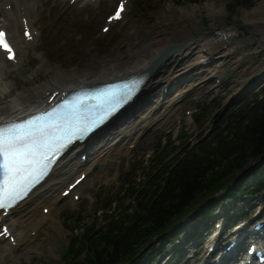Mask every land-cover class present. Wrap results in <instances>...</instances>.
Wrapping results in <instances>:
<instances>
[{"label": "bare ground", "instance_id": "6f19581e", "mask_svg": "<svg viewBox=\"0 0 264 264\" xmlns=\"http://www.w3.org/2000/svg\"><path fill=\"white\" fill-rule=\"evenodd\" d=\"M5 3L12 4V10H6L4 8ZM208 6V10L212 13L220 12L223 9L213 0L207 2V7ZM70 7V3L66 0H0V14L6 20L3 27L8 30L9 37L18 53V61L15 65L16 68L25 65L24 58L30 47H35L37 43L42 40L43 34L46 30H51L52 34L57 37L58 41L69 40L70 35L64 30V25L68 21L70 22L71 19L70 16L67 15L69 13L65 14L62 11L65 9L67 12H70ZM20 13H24L29 19L28 24L34 36L32 41H27L24 37V25L23 23H19L17 18ZM258 13L252 12V14H249V12H246L245 17L247 20H251L257 24L255 16ZM78 23H81V21ZM0 27H2V25H0ZM20 28H23V30H19ZM233 30V28H227L222 30L221 33H217L218 35H203L200 36V39L196 40H193L192 38L188 39L191 36L188 33H185L184 36H180L182 39L175 40V37L174 40L182 44L180 48H183L184 51L181 54H186L185 58H187V60L181 62L178 61V55H172L164 60L154 71L145 90L153 92L155 96L160 93L161 89H164L165 86L161 88V85L173 82L177 84L180 82L181 90H183V88L194 86L195 81L188 82L186 86L182 84L187 82L186 76L188 74L184 75L187 70L195 63L207 59V57L202 54L203 49L201 48L205 46V44H218L219 46H222L225 40L230 41L233 38ZM168 40V37L153 39V41L146 46L144 54L137 60L124 57L117 58L116 55H113L107 57V60L101 58L102 60L98 67H92L89 66V64H82L70 69H64L61 66L53 67L48 64L49 60L46 63V60L43 59L42 67H44V75L42 78L37 77L38 72H36V76L34 73L30 74L28 76V83L23 84L21 88L17 89V91L9 90L2 93V96L0 97V119L17 116L22 111L33 110L42 103H47V100L50 97V95H47L48 92L60 91V94L58 95L59 98L61 93L67 89V86L75 88L81 85H90L95 81L112 79L111 77H114L115 75L119 76L122 72L125 73L128 70H138L146 65L152 57L157 55L163 49ZM220 56L223 57V55ZM64 66L67 67L65 64ZM211 66L212 65L210 64L208 67ZM0 71L5 73V69L1 67V62ZM193 74H197V72L192 73L190 76ZM200 79L202 80V77ZM160 98L161 95L156 101H159ZM149 101L150 99L146 101L147 104ZM174 103V101H170L169 103H165L166 105L164 104L167 108L168 106L173 107L172 111H169V113L164 116L166 120L175 116L177 113ZM147 104L145 106H137L118 124L114 123L112 125L113 127L110 128L107 133L96 137V141V138H94L92 142L82 144L72 152L68 153L64 159L57 164L51 177L45 183L35 189L27 199L11 210L6 217H2V223L7 224L17 238L14 247L13 244L10 246L7 241H5V247H2L0 243V257L5 255L7 249H11L12 252L16 246H24V248L28 247V242L26 240L28 228L33 229L40 224L51 221L52 227L56 226L55 230L60 232V224L58 222L56 224L54 219H57L58 213L64 205L68 201H71V199H74L73 195L79 193L86 183H88V180H84L80 183L69 197H62L61 193L64 189L60 192H58V190L61 189L62 184L67 183L70 178L81 171L87 172L90 176L92 175L90 165L83 163L81 160V155L84 154L83 152L88 151L91 154L92 150L100 148L98 155L92 159L93 162H98L99 159L105 155L104 153L107 152L108 149H112L121 138L128 137L129 141H136L140 135V132L137 131L138 129L136 128L140 126L141 130H148L151 128V122L143 123V121L149 116L152 122L154 119L153 113H147L145 111ZM159 108H161V106L157 105L154 109L157 111ZM108 135L109 138H116L113 140V143L112 141L109 142V140L106 141L105 137ZM81 151L82 154L78 158V154ZM118 155L121 156L122 154L119 153ZM46 204H49L52 213L49 211L46 215L38 216L37 212L39 208L41 207L43 210L46 207ZM261 216L262 213L257 215V217ZM17 229H19V232ZM221 237V235L219 237L212 236V240L215 242ZM235 253L236 251H234V254ZM226 255H228V252H226ZM207 261H209V258ZM187 262L188 264H194L193 260ZM218 264H231V260L225 256Z\"/></svg>", "mask_w": 264, "mask_h": 264}, {"label": "rangeland", "instance_id": "374dc122", "mask_svg": "<svg viewBox=\"0 0 264 264\" xmlns=\"http://www.w3.org/2000/svg\"><path fill=\"white\" fill-rule=\"evenodd\" d=\"M159 1V0H157ZM209 0H199L198 3L194 2H187L183 0H163L161 3L157 4V9L154 12L153 15L149 14H143L141 10H136L137 17L135 18L138 23H140L141 27H148V28H156L159 27V24L155 25L153 23L147 22V17H150V19L154 18H160L161 21H164L166 23V28L168 32H173L175 34H178L179 28H185L187 30L191 27V32L193 37H199L200 32H207V33H213L216 30H223L226 27H235L238 29L237 34L234 36L235 41L233 44H231L228 47V50L230 51V58L227 60L226 65L221 69V74L224 77L225 83L223 92H221V96H210L205 94V88L198 89L196 91H190L187 94H184V97H181V100L178 104H176V107L179 108V106L182 105V113L184 114V110L187 108L188 110L194 111L197 104H202L205 102H210L215 98L219 101L223 106L227 105L226 102L230 99L231 93H236L239 90H242L243 94L244 92L254 88L258 85V81H255L256 78L264 71V0H252L251 5L249 7L244 6H237L233 11L234 14L232 15V12L229 11L228 6L231 2V0H213L216 2L218 6H221L224 8V11L222 13H218L215 15H210L208 13L207 2ZM107 4V1L104 2V5ZM80 8V7H78ZM175 10H173V9ZM112 10V9H111ZM173 10V11H172ZM180 10V11H179ZM109 12V11H108ZM108 12L99 13V10L94 9L93 7L90 8L89 14L95 15L94 20L90 21V15L87 20L86 17H84L85 13H82L81 11H76V13H70V17H74L76 20H82L83 24L74 23L73 21H70L65 31L70 34V41L66 46H62L61 48L56 37H48L47 39H44L43 41V47L44 50L47 52L48 57H50L51 61L55 60L57 62H60L62 64L67 65L68 68L79 66L81 64H87L91 63L93 61L95 64H92L94 66H98V58H102L103 56L110 55L111 53H115L118 50V45L113 44V42L116 39V35L119 34V31L117 30L118 27H116L110 34H107L106 37L97 38L100 32V28H102L103 20ZM249 12V14L258 13L256 15V18H258L259 23L256 24L251 20H247L245 17V13ZM152 16V17H151ZM229 16V17H228ZM231 16V17H230ZM165 18V19H163ZM248 18V17H247ZM73 19V20H74ZM188 24V27H185V25ZM140 27V31H141ZM242 29H244L246 32L242 34ZM73 31H78L79 34H83L87 37L85 40H79L76 35L74 36ZM85 37V38H86ZM98 40V41H96ZM129 44H134L131 40ZM132 46V45H130ZM123 46V50H124ZM212 49L216 52L217 47H212ZM135 54V53H134ZM235 55V58H232L231 56ZM135 56V55H134ZM237 58H239V62L236 63ZM33 60L31 61L32 64ZM31 66L27 65L25 68L26 70H22L20 73L19 78L16 77L18 80V83H24L26 82L27 74L30 73L33 69H30ZM222 108V107H221ZM220 108V109H221ZM219 109V110H220ZM164 111V112H163ZM169 111V108L166 110L165 108L161 111V113H165ZM160 113V114H161ZM158 114V115H160ZM179 121L177 120L176 126L171 128L169 123L166 126L165 130H162L155 135L153 133H150L148 135L143 134L140 137V142L138 145H136L135 148L129 151L128 157L124 159L120 164L117 163L115 165H112L109 162V157L104 161V165L102 167V172L100 175L99 180L94 183L92 186L93 188H100V192L103 193V197L112 198V194L116 191V189L120 185V180L115 181V176L118 173V176L120 177L121 173L125 170H127L130 166V164L138 163L140 161L148 159V156L150 154L154 153V156L152 157V160H155L157 156L159 155V150H166L169 154H171L172 159H175L178 156H181L185 153V147L183 148H177L175 147L174 150L169 147V145H163L159 146V136L161 135L163 140L166 139L164 135L169 134L170 136L174 137V132L178 129ZM184 122H188L185 120ZM211 124L208 122L204 129L197 130L193 135H191L187 140L188 143H197L201 138H204V134L208 132V125ZM191 134L190 129L185 130L184 127L182 132H187ZM175 140L172 141L173 145H175ZM121 187V186H120ZM88 191H93L92 188H86ZM223 193H220L216 199H218ZM102 197L99 194V200H101ZM120 199V197H119ZM88 200H84L80 205L77 203H68L65 208L63 209V212H60V220L62 219V214L66 210H77L78 212H81L83 216L88 220L86 221V225L89 226L91 222V216L88 215L90 212V206L89 204H86ZM109 202V201H107ZM257 202V203H256ZM256 203V204H254ZM98 207H101V204H98ZM242 205V203L239 204V207ZM237 207V209L239 208ZM264 208V204L262 201L255 200L252 202L250 209L257 211L258 209ZM85 209V212H84ZM248 210V209H247ZM246 210V211H247ZM92 213V212H91ZM200 214V211H195L189 214L186 218H184L181 222V224L191 223L196 216ZM88 216V217H87ZM262 219H258L255 221H252L249 227L253 229L255 227V224L260 222ZM47 232L50 233L51 239L48 241H45L44 243L46 247L44 249L52 248V252L50 250L48 251L47 255L43 257H34L33 251L30 250H24V248L21 250L20 248H16L17 250L14 251L12 254H7L5 257H7L6 262L8 264H34V261H44L48 262L53 259H57L60 257V253L63 250V248L69 243L71 232L63 227V235L58 236V232L51 231L49 227H46ZM40 233V232H39ZM185 235V234H184ZM182 235V236H184ZM56 236V237H55ZM151 245L155 244L158 246V241L154 240ZM146 246L144 247L145 252H147V249H150L152 246ZM33 248H36V252L41 254L39 252V249H41V246L34 245ZM172 244L167 246L168 250H171ZM190 251L193 249L190 248ZM208 250L203 249V253L198 256V258L195 260V264H198V260L204 259L205 253ZM142 255V253H141ZM140 255V256H141ZM139 256V257H140ZM192 256V255H191ZM138 257V258H139ZM164 256L160 259L158 262L151 263V260L148 261V264H164L163 260ZM166 260L168 258L166 257ZM39 262V264H41Z\"/></svg>", "mask_w": 264, "mask_h": 264}, {"label": "trees", "instance_id": "16d2710c", "mask_svg": "<svg viewBox=\"0 0 264 264\" xmlns=\"http://www.w3.org/2000/svg\"><path fill=\"white\" fill-rule=\"evenodd\" d=\"M255 102L253 106L246 103L235 110L229 116L228 126L219 129L211 142L164 173L162 183L150 194L140 197L139 212L114 218L109 230L93 235L83 262L77 264L125 263L143 244L161 234L188 206L209 193L234 184L243 167L264 153V89L263 99ZM237 123L242 124L239 130L235 128ZM251 179L248 176L241 178L239 187L230 189L231 194L234 197L242 195L245 183L259 188L264 183V163ZM79 257L80 254L67 263L71 264Z\"/></svg>", "mask_w": 264, "mask_h": 264}, {"label": "snow or ice", "instance_id": "6c2138e0", "mask_svg": "<svg viewBox=\"0 0 264 264\" xmlns=\"http://www.w3.org/2000/svg\"><path fill=\"white\" fill-rule=\"evenodd\" d=\"M119 2L116 18L125 10V0ZM0 44L7 49L9 58L15 59L3 31ZM131 95L132 89L127 87L108 91L95 112L85 109L77 98L23 122L0 121V208L12 207L46 173L54 156L74 138L102 123ZM7 234L5 227L0 236Z\"/></svg>", "mask_w": 264, "mask_h": 264}]
</instances>
